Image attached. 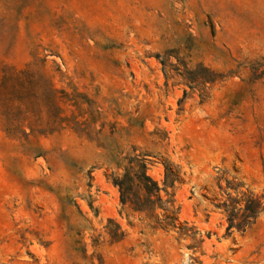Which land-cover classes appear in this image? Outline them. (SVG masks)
<instances>
[{
	"label": "rangeland",
	"instance_id": "obj_1",
	"mask_svg": "<svg viewBox=\"0 0 264 264\" xmlns=\"http://www.w3.org/2000/svg\"><path fill=\"white\" fill-rule=\"evenodd\" d=\"M5 68L51 76L85 132L0 109V264H264V210L227 233L218 207L232 181L263 201L264 0H0ZM135 156L160 188L178 170L195 241L121 204Z\"/></svg>",
	"mask_w": 264,
	"mask_h": 264
},
{
	"label": "trees",
	"instance_id": "obj_2",
	"mask_svg": "<svg viewBox=\"0 0 264 264\" xmlns=\"http://www.w3.org/2000/svg\"><path fill=\"white\" fill-rule=\"evenodd\" d=\"M44 63V61H42ZM68 94L63 90L55 87L52 77L37 70H15L5 68L0 76V109L3 110L7 133L17 129L16 123L29 121L31 131L32 127L42 126L39 132L52 134L55 131L62 130L69 126L75 132H85L82 125L84 121L79 122L75 117L69 119L65 115L64 105L69 103ZM73 106L80 108L77 103ZM31 121V122H30ZM88 134V133H86ZM123 167V173H113L109 178L112 185L117 188L119 199L123 206L127 205L133 212L147 213L153 218L156 225L163 229H177L179 238L189 237L195 241L196 236L193 227L176 226V215L173 209V199L168 194L166 188H173L174 183L179 182V172L171 164L164 165L163 187L160 188L158 183L147 174V167L144 159L129 157ZM230 188L241 198L245 197L244 205L241 207V198H232L226 193L227 199L218 207L222 208L226 215L228 223L226 231L229 233L233 228L237 231H244L247 225L253 223L258 214L264 210L261 197L252 194L245 195L240 191L241 186L233 181L228 183ZM163 190L168 196L163 200L160 191ZM157 209L163 211V219H159L156 213Z\"/></svg>",
	"mask_w": 264,
	"mask_h": 264
}]
</instances>
